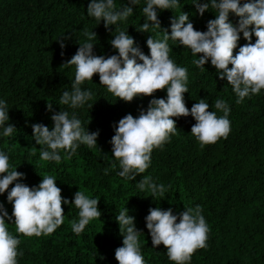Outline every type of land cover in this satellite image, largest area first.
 Instances as JSON below:
<instances>
[{
  "label": "trees",
  "instance_id": "obj_1",
  "mask_svg": "<svg viewBox=\"0 0 264 264\" xmlns=\"http://www.w3.org/2000/svg\"><path fill=\"white\" fill-rule=\"evenodd\" d=\"M146 2L139 0L132 6V14L110 25L109 31L103 21L88 15L90 0H0V100H5L9 108L7 123L17 128L11 137L3 136L0 128V151L9 156V163L17 171L25 174L21 182L29 187L38 186L43 176L51 175L63 197L71 201L75 192L81 190L89 198L99 200L101 211V217L91 220L79 235L71 228L72 222L79 221V209L71 203L62 204L64 223L50 235L25 237L15 232L14 221L6 220L9 230L21 240L18 252L23 255L18 256V264H118L115 249L122 246L123 236L116 217L126 207L142 231L139 239L147 264H175L168 259L163 244L152 246L145 217L150 208H171L179 222V213L197 205L202 208L210 232L207 247L198 249L189 264H264V89L237 103L232 86L226 78L219 79L210 60L203 69L198 68L193 61L202 54L194 56L190 48L169 39L170 59L188 70L186 106L191 109L204 99L210 105L209 111L222 116L215 101L224 100L230 108L231 131L226 139L201 145L191 134L196 123L191 115L173 118L176 134L163 148L153 149L149 168L134 180L118 175L122 169L112 155L110 141L115 134L114 125L129 113L138 116L153 97L138 96L125 102L100 84L99 74H94L92 80L81 84L82 90L92 91L90 101L75 109L60 103L63 92L72 91L76 72L75 65L65 62L80 44H95L94 53L107 58L118 55L111 40L120 31H128L148 55V37L162 40L164 30L170 35L173 17L186 12L196 30L207 31V22L218 14L210 7L201 16L194 5L196 0H178L174 9H157L161 28L149 21L148 32H141L137 29L146 21ZM114 3L118 10L129 6V0ZM229 20L235 25L239 17L230 13ZM85 30L95 31L97 37L88 41ZM65 37L62 49L59 40ZM255 40L253 34L252 42ZM247 42L241 32L234 55ZM154 96L166 99V89L158 90ZM48 102L52 103V111L47 110ZM89 104H93L91 109ZM59 111H68L70 117L75 113L85 131L98 130L99 136L94 148L81 144L69 159L60 150L62 160L57 164L40 159L42 146L35 143L31 125L42 123L51 130V116ZM145 176L165 186L163 197L138 188ZM0 203L11 215L7 192L0 194Z\"/></svg>",
  "mask_w": 264,
  "mask_h": 264
},
{
  "label": "clouds",
  "instance_id": "obj_2",
  "mask_svg": "<svg viewBox=\"0 0 264 264\" xmlns=\"http://www.w3.org/2000/svg\"><path fill=\"white\" fill-rule=\"evenodd\" d=\"M138 2L129 0V6L118 10L114 0H90L87 13L97 21H103L104 27L111 31L109 26L126 20L133 12L132 6ZM194 5L201 16L210 7L217 11L216 18L207 22V31L196 30L188 13L183 12L172 18L170 35L164 30L162 40L148 37V55L144 54L128 31H120L110 42L118 50V55L107 58L96 55L95 44L85 42L65 62L75 65L76 72L72 91H64L60 103L73 109L82 107L92 99V91L82 90L81 84L92 80L94 74H99L100 84L125 102H132L138 96L153 97L146 110L140 109L138 116L129 113L114 125L111 152L122 169L118 175L127 180H134L137 175L145 173L151 164L153 149L163 148L170 137L176 134L177 124L173 118L191 115L196 121L191 127V134L201 145L214 144L220 138L226 139L231 131L228 119L230 108L224 100L215 101V108L223 112L222 116L209 111L210 105L204 99L194 103L191 109L186 106L184 94L188 92V70L177 66L170 59L172 49L168 44L169 39L178 40L181 46L190 48L194 56L202 54L193 61L198 68L203 69L210 60L219 79L226 78L232 86L238 97L237 103L264 89V0H244L243 3L241 0H196ZM176 7L178 0H147L143 8L146 21L137 31L148 32L149 21L152 26L161 28L157 9ZM230 13L239 17L238 24L230 22ZM241 32L248 42L240 46L234 55ZM253 34L256 37L254 43ZM84 35L88 41L97 37L95 31L85 30ZM64 39L66 37L59 40L62 49L65 47ZM165 89L166 99L155 98L154 94L158 90ZM88 106L91 109L93 104ZM52 108V103L48 102L47 110L52 111ZM51 119L54 122L51 130L42 123L31 125L35 143L42 146V161L59 164L62 160L60 150L66 152L65 159H69L81 144L90 149L97 145L99 131H85L75 113L70 117L68 111H59ZM9 120L7 102L0 100V128H3L5 137H11L17 129L12 123H7ZM32 154L35 155V151ZM24 178L25 174L17 171L9 163V156L0 151V194L7 192V201L12 204V213L9 215L3 203H0V264H18V256L23 255L18 252L21 240L12 234L6 220L14 221L16 233L25 237H39L41 234H52L64 223L62 204L71 203L79 209V221L71 223L72 231L77 235L84 231L91 220L101 217L99 200L89 198L83 191H76L74 199L69 201L62 196V189L57 186L53 176H43L38 186L32 187L21 182ZM137 186L152 196L163 197L166 191L163 184L154 183L150 176L143 177ZM128 213L126 207L116 217L123 241L122 246L115 249V259L118 264H147L139 239L142 231L137 229L135 217ZM145 219L152 246L156 248L163 244L168 259L175 264H189L198 249L207 247L210 228L199 205L179 213V222L171 208L162 210L160 207L150 208Z\"/></svg>",
  "mask_w": 264,
  "mask_h": 264
}]
</instances>
